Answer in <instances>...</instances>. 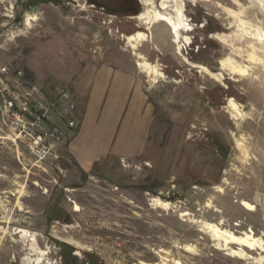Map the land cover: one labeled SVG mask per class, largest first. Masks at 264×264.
Listing matches in <instances>:
<instances>
[{"label": "rangeland", "instance_id": "rangeland-1", "mask_svg": "<svg viewBox=\"0 0 264 264\" xmlns=\"http://www.w3.org/2000/svg\"><path fill=\"white\" fill-rule=\"evenodd\" d=\"M175 1L0 0V65L52 100L64 88L78 117L54 116L56 159L0 144V264H264V60L236 47L264 39V0H180L182 17Z\"/></svg>", "mask_w": 264, "mask_h": 264}, {"label": "built area", "instance_id": "built-area-1", "mask_svg": "<svg viewBox=\"0 0 264 264\" xmlns=\"http://www.w3.org/2000/svg\"><path fill=\"white\" fill-rule=\"evenodd\" d=\"M69 92L57 89V98H48L42 89L28 82L20 69L0 65V144L11 145L17 154H27L34 164L58 158L65 140L64 129H76L78 117L71 101L58 106L59 99H69Z\"/></svg>", "mask_w": 264, "mask_h": 264}, {"label": "bare ground", "instance_id": "bare-ground-1", "mask_svg": "<svg viewBox=\"0 0 264 264\" xmlns=\"http://www.w3.org/2000/svg\"><path fill=\"white\" fill-rule=\"evenodd\" d=\"M149 1L150 0H148V3L147 4H149ZM174 4H175V6H174L175 7V11L177 12L178 16L179 15L181 16L182 4H181L180 0H176L174 2ZM31 16L33 17L34 15H31ZM139 16L141 18L142 17L145 18V21H148L151 18L153 19V22L166 21L171 26V28L174 30V34H175V39L174 40L175 41L178 40L179 33H178L177 29L181 25L180 22H178V21L177 22H174L171 19L170 16H165L162 12H160L158 10H154L152 8H148L144 13L140 14ZM243 24L245 25V23H243ZM144 37H145V34L144 33L138 32V33H136V35L128 38V42L131 43L132 41H139L140 39H143ZM220 39L223 40V41H226L227 40V36L222 35V36H220ZM132 45L134 46V44H132ZM244 46L250 47L251 48V51L244 50L243 49ZM236 47L239 50V51L237 50L238 53H240L241 55L243 54L247 60H250V61L257 60V59L258 60H264V50H262V49H264V39L261 36L259 38H257L256 40H254V38L252 39L251 37L250 38L248 37L244 41L243 47L242 46L240 47V45H237V44H236ZM178 48H179V46H178ZM261 51L263 53H261ZM221 64H222V67L223 68L228 69L232 73H238V74L241 75V73H244V71H245L232 58H227V59L222 60L221 61ZM140 65L143 66V68L147 72L155 71V68L153 66H150L147 63H141ZM208 72L211 75H213V76L215 75L214 73H211L210 71H208ZM230 106L232 107L233 110H236V104L233 101L230 102ZM239 148L242 151V153L245 152L244 151V147L242 145H240ZM242 204H244L247 208L252 209V205L248 204L247 202L243 201ZM213 231L215 232V235L219 239H221V240L224 241L225 245H228V244H238V245H241V246L249 247L250 249H254V245L258 241L257 239L253 238L249 234H246L245 236H236V235H234L232 233L224 232L223 230L221 231V230H219L217 228L215 230H213ZM257 246H258V244H257ZM240 251H242L241 248H238V250H234L232 252L233 253H237V254H243V252H240Z\"/></svg>", "mask_w": 264, "mask_h": 264}, {"label": "flooded vegetation", "instance_id": "flooded-vegetation-1", "mask_svg": "<svg viewBox=\"0 0 264 264\" xmlns=\"http://www.w3.org/2000/svg\"><path fill=\"white\" fill-rule=\"evenodd\" d=\"M94 7L105 10L109 13H134L137 9L138 0H86Z\"/></svg>", "mask_w": 264, "mask_h": 264}, {"label": "trees", "instance_id": "trees-1", "mask_svg": "<svg viewBox=\"0 0 264 264\" xmlns=\"http://www.w3.org/2000/svg\"><path fill=\"white\" fill-rule=\"evenodd\" d=\"M67 252H68V251H67ZM65 255H66V256H65V264H67V263L69 262L68 259H70V260L72 261L73 257H72L69 253H66Z\"/></svg>", "mask_w": 264, "mask_h": 264}, {"label": "crops", "instance_id": "crops-1", "mask_svg": "<svg viewBox=\"0 0 264 264\" xmlns=\"http://www.w3.org/2000/svg\"><path fill=\"white\" fill-rule=\"evenodd\" d=\"M56 122V121H55Z\"/></svg>", "mask_w": 264, "mask_h": 264}]
</instances>
